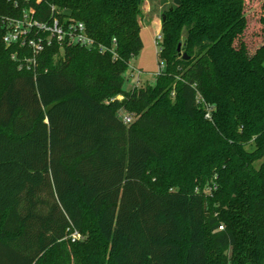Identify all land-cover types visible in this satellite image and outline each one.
<instances>
[{"label": "trees", "instance_id": "obj_1", "mask_svg": "<svg viewBox=\"0 0 264 264\" xmlns=\"http://www.w3.org/2000/svg\"><path fill=\"white\" fill-rule=\"evenodd\" d=\"M145 2L0 0V264H264V54L245 1L171 0L163 69L127 91ZM31 9L117 57L53 43L29 63L2 21ZM260 26L264 42V10Z\"/></svg>", "mask_w": 264, "mask_h": 264}, {"label": "built area", "instance_id": "obj_2", "mask_svg": "<svg viewBox=\"0 0 264 264\" xmlns=\"http://www.w3.org/2000/svg\"><path fill=\"white\" fill-rule=\"evenodd\" d=\"M35 11L29 10L24 12L21 18H7L3 19L2 23L6 28V35L4 41L8 47L13 45H19L21 48L29 47L33 52V57L28 60L29 63L36 64L37 57L41 54L47 46H51L53 43L60 45L62 49L80 47L85 49L98 50L100 54H105L108 51L117 57V42L113 41L112 49H108L102 44L96 42V40L89 34L86 25L83 22L73 21L69 18L60 19L58 17H52L50 20H38L35 17ZM162 34H159L156 38V44L159 47L158 53L161 51ZM15 59L16 57L13 56ZM163 66L160 67V72ZM136 71L134 68H129L125 74L126 81L130 75L133 78L135 75L132 73ZM130 72V73H129ZM137 81H139L140 71L136 72ZM137 81H134L136 83ZM136 87V84H134ZM124 121L130 123L131 117L124 116ZM223 230V227H220ZM74 240L80 239L81 236L77 233L74 234Z\"/></svg>", "mask_w": 264, "mask_h": 264}, {"label": "rangeland", "instance_id": "obj_3", "mask_svg": "<svg viewBox=\"0 0 264 264\" xmlns=\"http://www.w3.org/2000/svg\"><path fill=\"white\" fill-rule=\"evenodd\" d=\"M244 1L245 11L249 13L250 25L248 31L251 33L249 36H252L249 40L253 39L254 34L252 33L257 30L258 35H255L256 42L254 43L258 45L256 55L260 56L264 54V50H262L264 42L261 37V29H259V27H261L260 20L263 17L264 0ZM171 6V0H146L144 5L145 19L143 21V27L141 30V37L144 45L138 57L131 61L130 67L136 69V71L132 72H135V76L131 78L130 74L128 80L125 83V89L127 91L134 89V84H136L137 87H145L148 84L154 85L156 83V77L158 76L161 67L158 58L159 47L156 44V38L159 34H161L163 14ZM244 38L247 41V32L246 37ZM137 71L141 72L138 78L139 81H137ZM134 81L137 82L134 83ZM120 99H123V97H120ZM120 115L123 117L126 114L121 112ZM73 236L74 234L71 236V238L74 240Z\"/></svg>", "mask_w": 264, "mask_h": 264}, {"label": "water", "instance_id": "obj_4", "mask_svg": "<svg viewBox=\"0 0 264 264\" xmlns=\"http://www.w3.org/2000/svg\"><path fill=\"white\" fill-rule=\"evenodd\" d=\"M162 21H165V16H163ZM178 51H181V46L178 47ZM184 58L187 59V56L185 55Z\"/></svg>", "mask_w": 264, "mask_h": 264}, {"label": "crops", "instance_id": "obj_5", "mask_svg": "<svg viewBox=\"0 0 264 264\" xmlns=\"http://www.w3.org/2000/svg\"><path fill=\"white\" fill-rule=\"evenodd\" d=\"M161 31H162V27H161Z\"/></svg>", "mask_w": 264, "mask_h": 264}]
</instances>
